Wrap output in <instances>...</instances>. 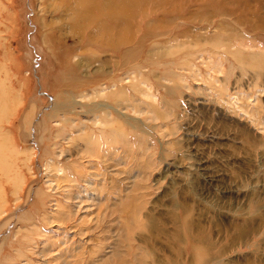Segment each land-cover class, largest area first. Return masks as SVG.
<instances>
[{"label":"rangeland","instance_id":"1","mask_svg":"<svg viewBox=\"0 0 264 264\" xmlns=\"http://www.w3.org/2000/svg\"><path fill=\"white\" fill-rule=\"evenodd\" d=\"M67 12L0 0V264H264V25L113 50Z\"/></svg>","mask_w":264,"mask_h":264},{"label":"bare ground","instance_id":"2","mask_svg":"<svg viewBox=\"0 0 264 264\" xmlns=\"http://www.w3.org/2000/svg\"><path fill=\"white\" fill-rule=\"evenodd\" d=\"M63 3L69 9L74 37L79 32H88L86 40L113 50L132 47L139 32L163 37L172 29L204 21L215 12L222 17L233 16L239 23L256 19V23L252 22L254 26L264 25V0H63ZM170 20L176 25H170ZM5 105L0 100V110Z\"/></svg>","mask_w":264,"mask_h":264}]
</instances>
